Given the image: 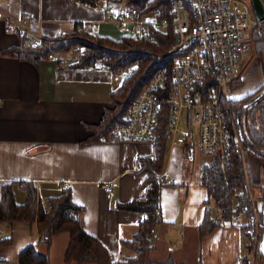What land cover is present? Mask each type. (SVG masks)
<instances>
[{
  "label": "crops",
  "instance_id": "0c3cea01",
  "mask_svg": "<svg viewBox=\"0 0 264 264\" xmlns=\"http://www.w3.org/2000/svg\"><path fill=\"white\" fill-rule=\"evenodd\" d=\"M3 13L19 19L28 16L29 28L56 38L70 35L80 22L86 23L88 33L98 36L100 26L108 22L98 5L81 0H0V195L6 182L13 183L19 203L26 199L24 181L36 185L42 203L69 190L83 206L80 219L85 229L106 246L114 264H128L124 260L135 252L123 240L138 231L145 213L120 204L144 198L145 177L153 172L163 182L161 220L150 239L153 264H240L247 253L244 220L219 221L210 232H199L207 208L202 166L212 155L167 142L163 166L156 172L142 163L143 157L154 156L153 142L98 141L93 125L100 123L106 108L115 106L111 93L127 75L118 78L121 73L99 62L72 66L77 53L73 59L67 55L73 49L60 52L69 62L59 69L47 57L35 62L3 54L2 50L21 41L16 33L5 30ZM263 77L245 79L240 73L238 79L241 84L246 80V88L239 94ZM169 177L174 182L168 183ZM107 182L114 184L113 196L104 189ZM41 234L36 220L3 222L0 238L11 237V242L0 246V264H18L21 249L28 245L43 252L49 249L51 264H56L55 258H60V264H74L64 258L68 232L51 241L42 240Z\"/></svg>",
  "mask_w": 264,
  "mask_h": 264
},
{
  "label": "built area",
  "instance_id": "2783aa9c",
  "mask_svg": "<svg viewBox=\"0 0 264 264\" xmlns=\"http://www.w3.org/2000/svg\"><path fill=\"white\" fill-rule=\"evenodd\" d=\"M124 1L95 0V4L104 11V21L123 26L133 24L136 37L166 33L171 26L174 40L169 50L159 55L170 56L172 61L154 72L129 105L123 119L116 122L108 133H100L97 140L153 142L158 113L167 106L166 137L169 144L219 154L225 176L231 147H234L242 158L247 177L246 148L227 89L240 77V64L249 57L252 49L250 34L261 23L254 9L242 0H174L172 21L168 16H161L158 9L141 11L134 2ZM2 18L5 30L16 33L27 47L51 45L58 40L29 28L28 16L19 19L3 13ZM75 31L76 36L89 39L85 35L88 31L85 22H80ZM72 49L77 54L82 51L78 45ZM59 54L49 51L47 55L58 69L69 62ZM134 67L125 66L114 72L129 75ZM166 181L172 183L174 178L169 177ZM246 187L249 203L233 211L230 220H244L243 230L248 244L257 247L260 246L264 222L260 217V204L248 181ZM104 189L113 196V182L105 183ZM242 192L243 189L239 188V193ZM209 207L213 212L216 204ZM154 231L152 227L147 233L149 239ZM41 239L49 240L47 230L41 234ZM240 264L245 261L242 259Z\"/></svg>",
  "mask_w": 264,
  "mask_h": 264
},
{
  "label": "trees",
  "instance_id": "16d2710c",
  "mask_svg": "<svg viewBox=\"0 0 264 264\" xmlns=\"http://www.w3.org/2000/svg\"><path fill=\"white\" fill-rule=\"evenodd\" d=\"M81 1L95 4V0ZM127 1L134 2L141 11L158 9L161 16H168L173 21L172 4L174 0ZM75 34L76 31L58 38L51 45L45 44L41 47H27L20 41L18 45L2 50V53L38 62L40 59L46 58L49 51L67 52L73 46L78 45L82 51L77 56V60L71 63L72 66L94 65L98 60L115 71L125 66H135L132 73L123 79L119 88L111 93L115 106L106 108L100 123L93 125L94 136L97 138L100 133H108L116 122L123 119L129 105L138 96L142 86L158 68L166 62L172 61L170 56L159 54L169 50L170 44L174 40V32L170 26L166 33H156L147 37L124 35L120 39H113L109 36H96L86 32L85 35L89 39H84ZM250 39L256 52L264 54V23L261 22L252 30ZM262 88H264V79L255 90L245 96L231 98L230 102L233 114L236 119L238 118V128L240 126L242 131V141L246 148L245 154L249 156L246 170L250 188L257 186L261 188L260 217L263 219L261 204L264 199V183L262 184V179H257L255 176L250 156L255 155L264 159V94L250 104H246ZM168 113L167 106H164L157 116L153 141L154 156L142 158V163L149 164L156 172L161 170L166 154ZM145 181L148 187L144 198L120 204L121 208L145 213L138 231L132 238L123 240V243L135 252L133 256L124 260L128 264H153L149 259L152 244L147 233L161 220L159 197L163 182L162 177L153 172L147 174ZM201 181L207 192L205 198L207 208L204 210L203 219L199 224L200 235H204L220 221L213 216L209 205L215 203L221 212V219L227 221L231 219L233 211L249 203L245 170L240 154L235 152L234 147H231L230 164L226 176L221 167L219 154H213L211 161L202 166ZM22 183L26 191V199L22 203L16 200L12 182L2 185L0 227L3 222H33L36 220L42 233L45 230L48 231L49 241L53 236L62 232L69 233L70 241L64 256L67 262L114 264L106 246L83 226L80 219L83 206L72 198L69 190L49 196L47 202L42 203L38 199L36 185L30 181ZM239 188L243 189L242 193H239ZM10 242L11 237L0 238V246ZM260 257L264 260L263 251L260 252ZM18 264H51L49 249L43 252L36 245H28L21 249ZM167 264H172V262L168 261Z\"/></svg>",
  "mask_w": 264,
  "mask_h": 264
},
{
  "label": "rangeland",
  "instance_id": "374dc122",
  "mask_svg": "<svg viewBox=\"0 0 264 264\" xmlns=\"http://www.w3.org/2000/svg\"><path fill=\"white\" fill-rule=\"evenodd\" d=\"M242 1H244L248 6L252 7V3L250 0H242ZM124 2H125L124 0H121V3H124ZM99 32H100L99 35H101V36H109L113 39H120L124 35H134L136 31H135V26L133 24L129 23V24H125L123 26L117 22L108 21V22H104L100 26ZM251 46H252V49H251L249 57L246 58L244 61H242L240 64V66H241L240 73L243 74V77L245 79H247L248 76H252V78H255V76L257 78L258 77L261 78L262 76H264V54L257 53L256 50L253 48L252 42H251ZM75 54H76L75 52L71 51L68 53L67 57L73 59V56ZM76 55L78 56L79 54H76ZM98 62H99V64H103L99 60L96 61L97 64H98ZM96 63H94V64H96ZM259 63H261V65H259V67H257V64H259ZM256 67H257L258 71H256V69H255ZM126 75H127L126 73L122 72L121 74L117 75V77L123 78ZM263 78H262V80H263ZM245 79H243V84H241L240 79L229 84L227 91H228V94L230 95L231 98H236V97H241V96L247 95L248 93L255 90L262 82L261 80H260L261 82L258 81L255 84V86H253V88H251V90L247 91L244 94H239V92H241V90L243 91L246 88V85L244 84V81H246ZM238 84H240L241 87H238ZM235 87H237V91H233L235 89ZM211 155H212V153H211ZM250 157H251V161H252L253 172H254L255 176L257 177V179H262V184H263L264 183V159L259 158L255 155H251ZM244 159H245L244 162H246L245 165H247V161L249 160V156L247 154H245ZM245 179L247 182L248 178L245 177ZM248 183H249V181H248ZM251 191H252L253 195L255 196V199L257 200L258 204H260V201L262 199V197L260 196L261 195V188L259 186L255 187V188L251 187ZM214 206H215V204H214ZM216 208L214 210V213L216 215L217 220L223 221L220 217L221 212L218 210V208L217 209ZM248 242H247V253H246L245 258H244V261L246 260L245 264H264L263 258L260 257V252L262 251L260 246L254 247V246H251L250 243L248 244ZM55 262H56V264H60L59 263L60 258H58V260H56V258H55Z\"/></svg>",
  "mask_w": 264,
  "mask_h": 264
},
{
  "label": "water",
  "instance_id": "95a60500",
  "mask_svg": "<svg viewBox=\"0 0 264 264\" xmlns=\"http://www.w3.org/2000/svg\"><path fill=\"white\" fill-rule=\"evenodd\" d=\"M252 8L256 12L258 18L261 20L262 23H264V0H251ZM264 94V88H262L259 92H257L246 104H250L254 100L258 99L260 96ZM239 132L240 136L242 137V131L239 126ZM262 212H263V222H264V201L262 206ZM260 248L264 252V229L263 234L260 242Z\"/></svg>",
  "mask_w": 264,
  "mask_h": 264
}]
</instances>
